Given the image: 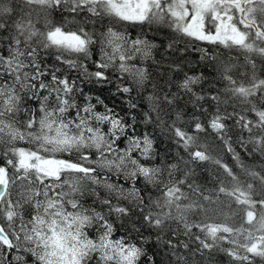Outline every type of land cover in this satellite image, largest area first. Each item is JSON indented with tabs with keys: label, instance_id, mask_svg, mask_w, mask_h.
<instances>
[{
	"label": "snow or ice",
	"instance_id": "1",
	"mask_svg": "<svg viewBox=\"0 0 264 264\" xmlns=\"http://www.w3.org/2000/svg\"><path fill=\"white\" fill-rule=\"evenodd\" d=\"M218 256L264 264V0H0V264Z\"/></svg>",
	"mask_w": 264,
	"mask_h": 264
},
{
	"label": "trees",
	"instance_id": "2",
	"mask_svg": "<svg viewBox=\"0 0 264 264\" xmlns=\"http://www.w3.org/2000/svg\"><path fill=\"white\" fill-rule=\"evenodd\" d=\"M158 35V45L160 41H164L165 43L169 42V36L163 33L160 34H153ZM182 48L183 45H180ZM155 59L157 61H160V63H152V71L153 74L156 76L159 83L163 84L165 80L171 79L176 80V74L174 73L172 69V62L177 60L178 57H180L181 53H167L164 51L163 46H159V50L154 53ZM199 53L195 51H189L188 53H184V59L180 60V66H181V75L185 72L188 74L198 73L202 70L201 68V61L199 60ZM163 77V79H160ZM115 78L113 77V83L111 85L106 86L103 90H96L93 89L94 93L96 91H100L102 94V98L105 99L106 103H109L111 105H114L116 107L117 111H120L122 108L126 107V104L124 101L116 100L112 97V92L115 90ZM92 85H86L85 91H88L89 88H92ZM175 91V88L172 89ZM147 104V101L144 102V105H142V110L147 111V107L145 106ZM205 107H207V103L205 102ZM191 109H189L188 115L185 117L186 119L190 118L191 116ZM199 114V113H198ZM121 115H123V112H121ZM202 119H205V117H201ZM139 119V117H138ZM140 132H149L153 133L157 139V146L160 148L161 152L160 154L163 156L165 149L170 148V141L168 139V136L165 134V132L159 128H154L153 125L148 124L145 125L141 122L140 126L137 128V134ZM203 135V134H202ZM209 143L211 144L212 141L209 139ZM240 150V149H238ZM224 159L231 163L230 158L228 156H224ZM159 162V161H157ZM238 219V218H237ZM227 258L223 256L217 257V264H225Z\"/></svg>",
	"mask_w": 264,
	"mask_h": 264
}]
</instances>
